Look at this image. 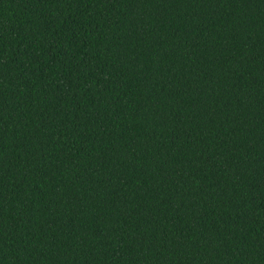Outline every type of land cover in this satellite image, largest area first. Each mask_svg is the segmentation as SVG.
Here are the masks:
<instances>
[{
  "label": "trees",
  "instance_id": "trees-1",
  "mask_svg": "<svg viewBox=\"0 0 264 264\" xmlns=\"http://www.w3.org/2000/svg\"><path fill=\"white\" fill-rule=\"evenodd\" d=\"M0 264H264V0H0Z\"/></svg>",
  "mask_w": 264,
  "mask_h": 264
}]
</instances>
